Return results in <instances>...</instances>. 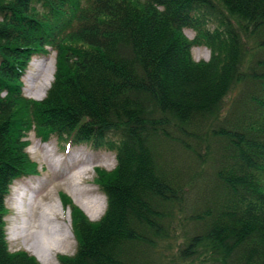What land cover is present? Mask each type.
Wrapping results in <instances>:
<instances>
[{
    "label": "trees",
    "instance_id": "trees-1",
    "mask_svg": "<svg viewBox=\"0 0 264 264\" xmlns=\"http://www.w3.org/2000/svg\"><path fill=\"white\" fill-rule=\"evenodd\" d=\"M47 46L33 101L21 77ZM30 130L116 157L97 222L61 194L77 248L60 264H264V0H0V264H39L4 220Z\"/></svg>",
    "mask_w": 264,
    "mask_h": 264
},
{
    "label": "rangeland",
    "instance_id": "rangeland-1",
    "mask_svg": "<svg viewBox=\"0 0 264 264\" xmlns=\"http://www.w3.org/2000/svg\"><path fill=\"white\" fill-rule=\"evenodd\" d=\"M184 33L188 39L194 38L193 31L185 30ZM45 49L47 52L32 56L21 77L22 94L25 98L33 101H41L45 95L38 99L28 91V75L32 72L37 73L35 67L38 63L50 64L52 62L55 72L56 53L48 46ZM191 55L196 62H207L210 58V51L205 47H195L192 49ZM25 140L28 141L26 153L30 161L34 163V172L14 181L5 200L4 220L8 248L12 253L24 252L37 260L36 256L28 251V247L36 241L35 234L40 236L37 243L42 248H50L54 247L50 246V243L59 233L58 229H62L67 235V241L61 247L50 250L46 261V264H60V256L70 257L74 255L77 248V241L72 231L71 211L68 206L63 208L60 201L61 194L66 195L81 211L77 202L86 198L97 197L99 201L105 199L106 202V197L95 182L96 169L112 171L116 166V157L114 153L103 148L94 149L85 144L72 145L64 151V141L52 136L48 141L42 142L33 130L27 133ZM75 174L77 178L73 179ZM74 185L79 189L77 194L73 191ZM30 198L33 203L28 210ZM52 205H54V209L49 210ZM47 208L49 214H45ZM54 210L57 215L53 214ZM60 210L63 211L61 216ZM89 212L95 216L94 221L83 213L91 222H97L104 214L105 209L101 215L96 214L92 208ZM22 218L26 222H22ZM19 227L21 228L19 229ZM46 228L49 230H45ZM18 231L22 233L21 236L18 235ZM38 263L42 264L39 261Z\"/></svg>",
    "mask_w": 264,
    "mask_h": 264
},
{
    "label": "bare ground",
    "instance_id": "bare-ground-1",
    "mask_svg": "<svg viewBox=\"0 0 264 264\" xmlns=\"http://www.w3.org/2000/svg\"><path fill=\"white\" fill-rule=\"evenodd\" d=\"M34 65V64H32ZM37 69V73H30L28 75L29 77V89L28 91L32 94H34L35 98L41 99L42 96L46 95V92L50 88L51 83L53 82V76H54V70H53V64L52 62L50 64L47 63H38L35 67ZM41 77V79H40ZM40 79V81H39ZM38 83V85H36ZM79 174V173H78ZM73 179L77 178V175L75 174ZM73 191L77 194L79 192V189L74 185ZM32 201L30 198V201L28 202V210H30L32 206ZM105 199L103 201H99L97 197L92 198H86L83 201L77 202V205L82 209V211L88 216V218L92 221L95 220V216L89 212L91 208L93 209L96 214L101 215L105 209ZM54 205L49 210H53ZM47 212V213H46ZM45 214L48 213V208L46 210ZM53 214L57 215L55 213V210ZM63 215V211L60 210V216ZM22 222H26L23 218L21 220ZM21 227H19L20 229ZM45 230H49L46 228ZM51 230V229H50ZM58 234L55 235V239H53L50 243V246L53 245L54 247L50 248H42L40 244L37 243L39 241V235L35 234L34 238L36 239L35 242H32V245L28 247V251H30L33 255L36 256L37 260L41 262L42 264H46L47 262V256H49L50 250H52L55 247H61L66 241H67V235L64 230L58 229ZM21 232L18 235L21 236ZM24 236V235H23ZM32 238V236H31ZM48 246V245H47ZM47 253V254H45Z\"/></svg>",
    "mask_w": 264,
    "mask_h": 264
}]
</instances>
